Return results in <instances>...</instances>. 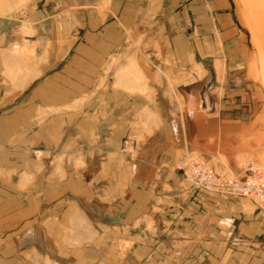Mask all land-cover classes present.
<instances>
[{
    "label": "rangeland",
    "instance_id": "obj_1",
    "mask_svg": "<svg viewBox=\"0 0 264 264\" xmlns=\"http://www.w3.org/2000/svg\"><path fill=\"white\" fill-rule=\"evenodd\" d=\"M46 1L39 23H50L47 35L24 13L11 15L6 20L17 31L0 48V117L20 126L0 150V264H75L65 244L83 241L66 234L98 228L93 208L110 199L96 186L117 177L107 158L96 162V145L104 146L99 154L114 149L126 156L134 171L138 159L165 150L174 161L158 182L166 189L172 183L179 202L196 204L179 222L164 223V235L149 215L119 228L132 235V245L102 238L101 246H117L111 264H264V230L252 222L264 214L247 198L190 189L179 169L197 158L216 172L239 174L248 161L264 170V0H227L228 36L210 30L211 0L164 9L162 2L156 13L148 0H133L118 14L111 11L128 0ZM205 39L213 46H201ZM48 122L60 129L53 145L41 137ZM32 133L40 139L34 145L17 141ZM86 167L87 174L69 173ZM64 180L82 184L86 195L84 219H65L60 228L61 205L50 207L48 189ZM188 213L193 223L185 222ZM103 224L99 229L109 232L112 224ZM29 230L31 240L21 242Z\"/></svg>",
    "mask_w": 264,
    "mask_h": 264
},
{
    "label": "crops",
    "instance_id": "obj_2",
    "mask_svg": "<svg viewBox=\"0 0 264 264\" xmlns=\"http://www.w3.org/2000/svg\"><path fill=\"white\" fill-rule=\"evenodd\" d=\"M133 0L126 1L125 5L123 7L117 6L114 8L111 13L112 14H118L123 13L125 11H128L130 9V3H132ZM142 0H137V2H140ZM151 4L150 9L153 10V13H156V9L158 7V4L160 3V6L163 4V9L165 4L167 3L170 6H173L175 3H180L183 1H187L186 5L189 3H196V0H148ZM39 0H0V48L7 45L11 40H14V33L17 31L15 30L16 23L14 22H7V18L11 15H18L21 13H24L26 18L28 20H32L34 23V29L39 32L41 35H47V32L49 31L48 28L51 26L50 23H45L42 25L39 22L41 21L42 17L44 16V5L48 4V2L45 0L42 7H38ZM153 4V5H152ZM157 4V7H156ZM211 8L214 10V13H210V17L213 21V26H209L210 30H217L222 35L228 36L231 30L233 29L231 27L232 22V15L227 10V0H211ZM159 9V7H158ZM158 13V10H157ZM38 20V21H37ZM37 23V26L35 24ZM52 27V26H51ZM41 36L40 38H42ZM227 38L222 39V46L224 44L227 46L226 40ZM225 40V41H224ZM203 44L201 46L211 47L213 46V40L205 39L203 40ZM216 45V44H215ZM1 92V90H0ZM203 107V106H202ZM204 109V108H203ZM205 110V109H204ZM207 112L210 111L209 104H207ZM205 111V112H206ZM19 114V113H18ZM7 124V125H6ZM21 125V124H20ZM5 127H11L12 130L7 129L5 131ZM17 127H20L19 124L12 125L11 122L8 119H4L0 117V150L3 151V147L5 145V140L9 138L10 134L13 129H17ZM59 128L54 126L52 123H46L45 126L42 128L41 137H44L43 134L46 136L43 139L46 141H50L51 145H53V142L58 139L59 134ZM173 130H175L173 128ZM175 130V134H176ZM207 132H209L207 130ZM37 135V134H36ZM34 135L32 133L31 135H25L20 140H17L20 144L23 143L27 147H30L34 145L36 142H38V136ZM60 136V134H59ZM48 137V138H47ZM62 137V135H61ZM55 138H57L55 140ZM50 139V140H49ZM177 139V136L175 137ZM70 141L67 139L66 141L62 140V145L66 146L69 145ZM72 144V143H71ZM78 146L80 148H84L85 143L84 142H77ZM82 144H84L82 146ZM82 146V147H81ZM94 148V147H93ZM94 149H97V151L93 155H99V157H96V162L100 164L99 159L102 158L101 156H104V158L108 159L109 162V173L116 175V180L110 183L106 184H100V186H96L97 192H99L97 195H106L108 199L110 200H99V204L96 205V208H93L95 216L92 217L93 223L98 224V228L90 229V231H73L71 235L66 234V239L70 240H81L83 243L80 246L72 245L70 242H67L65 247H69L67 252L71 253L75 256L76 261L73 260V263L75 264H111V262L114 261V256H116L117 252V246L115 249L110 248V246H101V239L108 238L109 241L111 240H117L118 238H121V242L126 244V242L130 243L132 245V235H128L125 232H121L119 228H123V224L128 227L132 228L133 223L139 220L144 219L146 216L155 215L157 216V223L159 226V234L164 235L165 230L161 228L164 227V223H176L179 222V218L184 215V210L189 212L187 208L193 207L192 205L194 202L188 200H183L179 202L177 199H175V195L177 196L176 187L172 185V183L168 184L170 186L169 189L164 188V183L162 180H160V177L163 176L166 177V173L170 174V169L173 165V159L168 158L166 154L164 153L165 150L161 148H158L156 151V154H148L145 155L142 159H138L137 162V168L134 171V169H130L131 166L128 164L126 156H121L120 154H115L114 149H110L109 154H99L100 152H104V146L102 145H96ZM168 150V149H167ZM166 152V151H165ZM83 153L85 151L83 150ZM88 153V152H87ZM84 158H88V154H83ZM88 160H92V157ZM171 160V161H170ZM130 162V161H129ZM166 167V168H165ZM89 167H86V169H79L77 171H71L70 174H87L90 172ZM133 174H136L133 175ZM122 176V177H121ZM129 182L127 180L129 179ZM135 176L134 180H137L134 183V187H132V180ZM67 178V177H66ZM122 178V179H121ZM58 179V178H57ZM69 179V178H67ZM66 179V180H67ZM72 180V179H71ZM125 181L124 184H122L121 181ZM156 181V182H155ZM56 182V181H55ZM57 183V182H56ZM78 186H73L70 181H61L58 184H51L50 188V195L52 197L49 198L50 201V207L53 209L54 207H57L61 205L60 209H56V212H60V222L61 227L62 224L68 223L71 219L73 220L74 217L76 219H84V211L80 207V203L85 200L83 198L86 194V188H83L82 184H79ZM124 185V188L122 187ZM156 188V189H155ZM155 189V190H154ZM154 190V192H153ZM167 190V192L165 191ZM172 190L173 192H169ZM108 191V193H107ZM123 191V193H122ZM154 193V194H153ZM74 194V195H73ZM96 195V196H97ZM14 202H15V198ZM184 199V198H183ZM17 202V200H16ZM191 205V206H190ZM156 208V212H154V209ZM68 211V212H67ZM101 212L106 213L108 216V219L104 220L100 217ZM70 213V214H69ZM57 214L56 216H58ZM69 214V216H68ZM167 215H170V218H167ZM186 215V214H185ZM189 215V213H188ZM198 215V214H196ZM190 218L187 219L185 222H191L193 223L195 219V214L190 213ZM65 219H67L65 221ZM88 219V218H87ZM89 220V219H88ZM90 221V220H89ZM50 222L54 224V226L57 227V231L59 232V228L56 225L53 217L50 218ZM103 222L111 223L112 226L109 227V232L106 233V230H100V226H105ZM253 224L256 225L258 228L264 230V217L259 216L256 214L253 217L252 220ZM159 223H162V225H159ZM103 224V225H102ZM54 228V227H53ZM67 228V227H66ZM200 228V227H199ZM56 231V232H57ZM31 232L27 231L24 235H21V242H28L31 240ZM57 232V233H58ZM52 233V238L54 237V231ZM65 235V232H63ZM198 234L202 233L200 231H197ZM60 237V236H57ZM19 238V240H20ZM65 238V236H64ZM93 239L91 243H86V239ZM98 238V240H97ZM147 238V237H146ZM63 239V234L61 235V238ZM73 242V241H71ZM123 246V244L121 243ZM64 247V248H65ZM101 247H109L108 249H103ZM123 247L120 248V252L127 249H131L129 247ZM71 249V250H69ZM134 252L130 251V259H133ZM99 255H104L102 260H98L97 258ZM100 259V258H99ZM65 264V263H64ZM176 264V263H171ZM195 264H202L201 261L198 260Z\"/></svg>",
    "mask_w": 264,
    "mask_h": 264
},
{
    "label": "built area",
    "instance_id": "obj_3",
    "mask_svg": "<svg viewBox=\"0 0 264 264\" xmlns=\"http://www.w3.org/2000/svg\"><path fill=\"white\" fill-rule=\"evenodd\" d=\"M179 169L190 189L247 198L255 204L256 210L264 214V170L253 162H246L236 175L216 172L197 158Z\"/></svg>",
    "mask_w": 264,
    "mask_h": 264
}]
</instances>
